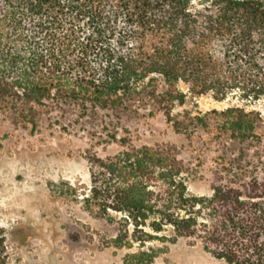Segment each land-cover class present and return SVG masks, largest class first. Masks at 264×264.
Instances as JSON below:
<instances>
[{
    "label": "trees",
    "instance_id": "obj_1",
    "mask_svg": "<svg viewBox=\"0 0 264 264\" xmlns=\"http://www.w3.org/2000/svg\"><path fill=\"white\" fill-rule=\"evenodd\" d=\"M189 95L264 97V0H0V106L145 111L188 138L262 145L263 118L245 106L173 115ZM119 143L116 155L90 158L83 202L109 221L119 215L113 242L139 249L129 264H152L154 243L180 240L225 264H264L259 177L232 169L210 196L193 195L177 147ZM5 250L0 232V264Z\"/></svg>",
    "mask_w": 264,
    "mask_h": 264
},
{
    "label": "rangeland",
    "instance_id": "obj_2",
    "mask_svg": "<svg viewBox=\"0 0 264 264\" xmlns=\"http://www.w3.org/2000/svg\"><path fill=\"white\" fill-rule=\"evenodd\" d=\"M231 105L261 114L262 145L229 146L202 132L188 138L162 114L145 111L0 106V232L6 264H129L127 256L139 249L113 242L121 234L119 215L112 213L109 221L83 202L91 185L90 158L116 155L123 149L121 140L136 147H177L192 169L188 188L193 195L210 196L215 186L229 183L232 169L264 182V97L244 103L236 97L217 101L211 95H189L173 115L214 116ZM249 182L234 186L243 189ZM70 186L76 192L67 194ZM153 245L162 250L152 264H225L191 240Z\"/></svg>",
    "mask_w": 264,
    "mask_h": 264
}]
</instances>
